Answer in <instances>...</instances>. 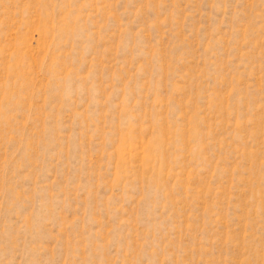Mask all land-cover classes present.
Wrapping results in <instances>:
<instances>
[{"label":"rangeland","instance_id":"374dc122","mask_svg":"<svg viewBox=\"0 0 264 264\" xmlns=\"http://www.w3.org/2000/svg\"><path fill=\"white\" fill-rule=\"evenodd\" d=\"M0 264H264V0H0Z\"/></svg>","mask_w":264,"mask_h":264}]
</instances>
